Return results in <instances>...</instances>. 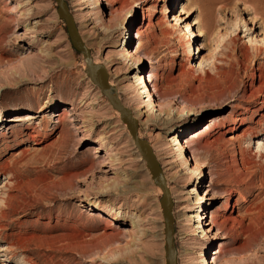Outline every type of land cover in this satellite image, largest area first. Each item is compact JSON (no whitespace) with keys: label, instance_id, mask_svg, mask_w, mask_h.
Listing matches in <instances>:
<instances>
[{"label":"rangeland","instance_id":"obj_1","mask_svg":"<svg viewBox=\"0 0 264 264\" xmlns=\"http://www.w3.org/2000/svg\"><path fill=\"white\" fill-rule=\"evenodd\" d=\"M66 2L162 169L177 264H264V0ZM85 69L55 0H0V264H166L162 190Z\"/></svg>","mask_w":264,"mask_h":264},{"label":"water","instance_id":"obj_2","mask_svg":"<svg viewBox=\"0 0 264 264\" xmlns=\"http://www.w3.org/2000/svg\"><path fill=\"white\" fill-rule=\"evenodd\" d=\"M55 1L57 3L58 17L62 19L66 25L68 36L72 46L75 48V50L83 54V59L86 65V74L107 97L111 106L120 112L121 118L126 121L132 141L139 150L142 158L145 160L146 166L149 169L154 183L158 185L162 190L160 204L162 207V215L164 219L165 263L177 264V251L173 238L174 219L171 213L172 200L170 197L169 189L166 185L162 169L157 163L156 156L152 150V147L146 139L139 138L137 133L138 124L136 118L133 117L130 109L123 105L117 94L112 93L111 86L107 82L108 74L105 67L102 64H96L93 62L89 48L85 45L79 34V31L73 19V15L69 11L66 0Z\"/></svg>","mask_w":264,"mask_h":264},{"label":"bare ground","instance_id":"obj_3","mask_svg":"<svg viewBox=\"0 0 264 264\" xmlns=\"http://www.w3.org/2000/svg\"><path fill=\"white\" fill-rule=\"evenodd\" d=\"M95 1V3H97V5H99L100 4V0H94ZM99 31H100V33L102 34V36L103 37H106V38H109L112 34V32L110 31V30H102V28L101 29H99ZM81 38H82V36H81ZM82 40H83V38H82ZM84 42V41H83ZM85 43V42H84ZM86 45V44H85ZM87 46V45H86ZM88 47V46H87ZM91 55V54H90ZM129 56H130V54H129ZM94 62V61H93ZM138 62L136 61V64L135 65H133V69H135V68H138ZM138 74V73H137ZM137 81L139 82V84H144V90L141 92V93H143V94H146L147 95V97H148V99L149 100H152V97L154 96V93H153V91L151 90V89H149V86L147 85V81H149L148 79H146L145 77H144V75H142V74H139V75H137ZM107 82H108V84L110 85V84H112V82H113V79H109V78H107ZM112 93H115V92H113L112 91ZM153 111H156V114L157 115H159L160 113H157L159 110L157 109H155V105H153ZM133 114V113H132ZM134 116V115H133ZM136 118V117H135ZM175 140V144H177L179 147H181V148H183L182 147V144H181V140H179L178 138H176V139H174ZM185 159V161H186V163H188L189 162V160H188V158H184ZM195 169V168H194ZM201 173V172H200ZM230 194V193H229ZM197 197H198V199H199V201L197 202V203H200V200L202 199V197L201 196H199L198 194L196 195ZM192 217V216H191ZM195 219H197V223H199L196 227L197 228H202V220L201 219H203V215H201V214H199L198 216H193ZM115 225V223H113V221L110 219L108 222H107V224H106V227H112V226H114ZM202 234H206V230L205 229H203V230H201L200 231ZM123 234V233H122ZM203 264H206V262L205 261H203Z\"/></svg>","mask_w":264,"mask_h":264}]
</instances>
